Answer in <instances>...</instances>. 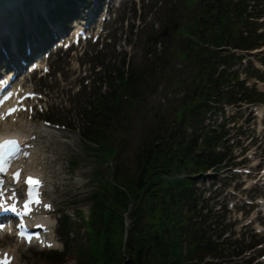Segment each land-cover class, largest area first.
Listing matches in <instances>:
<instances>
[{"label":"rangeland","instance_id":"1","mask_svg":"<svg viewBox=\"0 0 264 264\" xmlns=\"http://www.w3.org/2000/svg\"><path fill=\"white\" fill-rule=\"evenodd\" d=\"M76 125L77 126L75 129L77 130L75 132L74 129L71 131H67L69 133L67 134V136H69L71 143L63 145L59 148L60 152H62V156L59 160V167L61 169L59 182H61L62 188L83 191L86 189L87 184V182L85 181V175H89L91 173V169L95 166V164L93 158L88 157V154H84L83 152L79 153L80 149L82 148V137H80L81 132H79L82 123ZM74 158L78 162V169L73 173L69 170L68 163ZM67 264H76V261L74 258H72Z\"/></svg>","mask_w":264,"mask_h":264},{"label":"snow or ice","instance_id":"2","mask_svg":"<svg viewBox=\"0 0 264 264\" xmlns=\"http://www.w3.org/2000/svg\"><path fill=\"white\" fill-rule=\"evenodd\" d=\"M8 95H11V94L9 93ZM5 98H0V103H3V99H5ZM16 110H17L16 108L9 109L8 114L10 115ZM0 118H2V117H0ZM20 148H21V146H20L19 142L15 139H8V140L0 141V173L6 172L8 164H10L11 160L16 157V155L20 151ZM13 175L17 179H19V172H16ZM28 182L32 183L31 177L28 178ZM36 183H39V182L36 181ZM29 196L32 199H35L36 203H39L38 196H35L33 194V192L31 191V189L29 190ZM28 203H31V200H29ZM28 203L25 204V210L26 211L29 210L28 209ZM9 207L11 208V210L13 212L16 211L15 205H9ZM20 235H21V237L27 236V238L29 240L31 239V236L24 231H21Z\"/></svg>","mask_w":264,"mask_h":264},{"label":"trees","instance_id":"3","mask_svg":"<svg viewBox=\"0 0 264 264\" xmlns=\"http://www.w3.org/2000/svg\"><path fill=\"white\" fill-rule=\"evenodd\" d=\"M144 153L148 156V161L155 160V157H158L159 154H161V150L159 147L156 146V141L152 140L148 143H146L144 148ZM150 255V253H149ZM150 259V257H149ZM131 264H148L147 259L145 258V255L142 256L140 252L137 254V261L132 262Z\"/></svg>","mask_w":264,"mask_h":264},{"label":"bare ground","instance_id":"4","mask_svg":"<svg viewBox=\"0 0 264 264\" xmlns=\"http://www.w3.org/2000/svg\"><path fill=\"white\" fill-rule=\"evenodd\" d=\"M14 251H19L18 248L15 246V244L12 246Z\"/></svg>","mask_w":264,"mask_h":264}]
</instances>
